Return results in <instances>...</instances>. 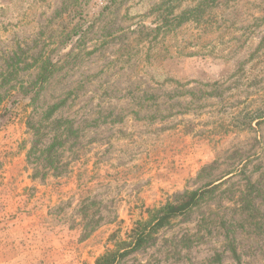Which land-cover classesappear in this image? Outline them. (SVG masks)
<instances>
[{"label": "rangeland", "instance_id": "374dc122", "mask_svg": "<svg viewBox=\"0 0 264 264\" xmlns=\"http://www.w3.org/2000/svg\"><path fill=\"white\" fill-rule=\"evenodd\" d=\"M211 1L0 0V264H95L209 184L117 264H264V0Z\"/></svg>", "mask_w": 264, "mask_h": 264}, {"label": "trees", "instance_id": "16d2710c", "mask_svg": "<svg viewBox=\"0 0 264 264\" xmlns=\"http://www.w3.org/2000/svg\"><path fill=\"white\" fill-rule=\"evenodd\" d=\"M209 4L210 2L207 1L206 8ZM200 9L201 8L199 7L195 10H192L191 12L186 13L184 16L178 19L179 23L183 20L189 19L195 21L198 19V14L201 12ZM7 113L8 112L6 110L0 113V122L1 119L6 117ZM215 188L216 186L209 184L204 188L185 196L181 201L175 204H169L159 209L149 210V221L143 224L141 227H137L133 231V241L130 243L119 242V246L116 247L115 250H109L103 256L99 257L95 264H117V262L129 254L130 251L141 248L149 241L153 234L168 225L173 218L186 214L194 207L199 205L205 196L212 193Z\"/></svg>", "mask_w": 264, "mask_h": 264}]
</instances>
